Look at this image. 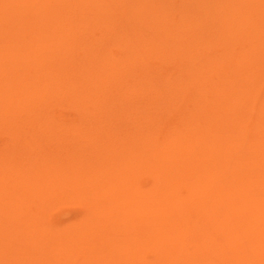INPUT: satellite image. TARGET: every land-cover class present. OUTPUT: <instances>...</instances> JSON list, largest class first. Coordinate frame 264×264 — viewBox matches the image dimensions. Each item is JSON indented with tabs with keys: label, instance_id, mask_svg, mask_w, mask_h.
<instances>
[{
	"label": "rangeland",
	"instance_id": "obj_1",
	"mask_svg": "<svg viewBox=\"0 0 264 264\" xmlns=\"http://www.w3.org/2000/svg\"><path fill=\"white\" fill-rule=\"evenodd\" d=\"M33 1L38 3V5H36V3ZM44 1L0 0V12L2 11V13H0V37H4V39L0 38V58L8 57L9 60V62L5 65L3 63H0V87L5 86L3 88H0V92L4 89L3 92L0 93V103L2 104L0 105V108H4L3 110L0 109V119L2 117L1 112H3L4 117H2V120H0V153L2 152V154H0V174H9V176L7 175L8 179L0 177L2 181L1 184L3 185H1L2 188L1 186L0 188L3 189L4 192H6L5 190L9 191L4 194V192H1L3 190H0V198L2 196V193L5 195L4 197L2 196L3 200H5V197L7 200L8 196H10V199L8 198V202L5 203V207L7 206L5 208V211L7 213L11 212L14 215V212L16 213V210L18 209H27L23 214L27 215L26 212L29 210L31 221L30 222L28 220V217L24 219L26 216H23L21 213L20 214L22 216L19 214L17 215V217L19 216L20 220H23L25 222H21L18 219L19 217L17 218L16 216H13V218L16 217L19 220V223L21 222L23 224H19L17 220V223L13 225L15 220L13 221V219H11V224H13L10 227L9 224L8 226H6L7 223H3L4 221L2 220V224H5V226L3 225V227L2 224H0L2 226H0L2 228L0 229V232L2 231V233L0 234V264H98V257L101 256L100 254L102 251L104 253V256H106L104 257L102 255L103 257L99 258L100 260L101 258L104 259L99 264H159L163 261L166 264H177L175 262H178V264H212V262L213 264H264V0H142V2L144 1V4L140 2L141 0H137L138 3L137 1L135 2L136 6H133L134 3L132 4L130 0H125L124 2L122 0V2L120 0H106L107 3L104 2L105 0H103L102 3L100 2L99 4H97V7L92 4L93 1L87 0V4V2H85L86 0H83V2L81 1L80 3V0H68L67 3H69L71 12L66 11V9L65 11H63L64 8L61 7L64 5V3L67 5V3L65 2L66 0H58L59 2L57 0H54V2L52 0ZM69 1H73L71 3H74V5H71ZM26 2H30L28 5H31V8L34 9H31L30 6H27ZM43 2L47 6L44 5ZM56 2H58L59 4H56ZM77 2L79 4H77ZM89 2H92V5ZM139 2L141 5H143L140 7V10L138 9L137 12V5L140 6ZM8 6L10 7V9ZM72 6L75 8H73ZM81 6H85L84 9H82L83 7ZM14 7L16 8L14 9ZM43 8L44 10L48 9L47 11L56 8L57 11L56 9L52 10L55 11L54 13H52L54 18H51L49 16V20L48 15H51L52 11L49 14L46 10H42ZM59 8H62V11ZM40 9L42 10V12L44 11L45 14L41 13ZM80 9H82V12H80ZM85 9L90 11V14L94 12L96 16L89 15L88 12H86L87 15L84 16V13L86 11ZM224 9L225 11H223ZM14 10L18 12H15ZM58 10L60 11V14ZM19 11L21 12V14H23V16L26 15L24 17L25 19L22 17V15L19 16ZM97 11H99V13ZM141 11L145 13H142ZM33 12L36 14V16ZM56 12L60 15V20L58 19V15ZM132 13L136 14L134 16L136 20L133 19L134 17L132 18ZM37 15H39V17ZM40 15H42L43 17L41 16V18ZM45 15L47 17H45ZM79 15H81L82 17H80ZM12 16L13 19H11ZM61 16L64 17L62 18ZM74 16H78V18H75ZM61 18L62 21L64 19V23L61 22ZM185 18H187L188 20ZM40 19H42L43 21L41 22ZM182 19L184 21L180 22ZM44 20L49 23L45 24ZM17 21L19 24L17 23ZM52 21L55 22L53 23ZM58 21H60V23L62 24H66L64 25V27L63 25L60 26V23L58 24ZM69 23L74 25L71 26ZM17 24L22 27L18 29ZM49 24L52 26V28ZM189 24H191V26H189ZM79 25L84 26V28L80 27ZM36 26L39 31L43 26L42 28L44 30H41L46 31L47 33L42 32V34L41 32H37ZM45 26L46 28H44ZM54 27L57 29L58 27L60 28L58 30L56 29L57 31H55ZM62 27L67 30L63 29ZM61 29L64 31L62 32ZM76 29L77 33L75 31ZM78 30L81 32H79ZM71 32H73V34ZM78 32L84 33L85 36H81V34H79ZM135 32L138 35H136ZM27 34L30 37L27 36ZM44 34L46 35L44 36ZM49 34L53 36H50ZM61 34H63V37L61 36ZM70 34H72V37L70 36ZM41 35H43L44 37H42ZM47 35H49V38L51 40H56L51 43V40L49 38H46L48 37ZM34 36L36 37V39ZM117 36L118 38H116ZM51 37H54V39H52ZM8 38H10V40ZM44 39L47 40V43H50L52 45H50V47H53L54 43L55 46L59 45L58 48L54 46L57 49H55L57 52L54 50L55 52L52 55L53 48H50L49 46V51L47 52L48 47L47 44L44 43ZM70 39H73L74 41L78 40L79 42L77 41V44L81 45V48L78 49L77 47L79 45H77L76 42L72 40L71 41L74 43H71ZM126 40L129 41L131 46ZM64 41H68L69 43ZM123 42H127L128 44ZM119 43L120 45L122 44V46H120V48L122 47V50H116L117 48H119ZM35 44L36 47L34 48L33 46H35ZM39 44H42L43 46L45 45L44 50H47H45L44 52H47V55L43 53V50L41 51V48L43 47H39V50L41 51L40 54L42 56H33L32 53L36 55L38 46H40ZM73 44L75 45V47ZM126 45L128 51L126 50V48H124V46ZM61 46L63 48H61ZM68 47H73L74 50ZM182 48H186L187 51ZM37 53V55H39V52ZM67 53L68 55L71 54L73 57L68 56ZM107 53H110L109 55L112 57L115 54V57H113L114 59L111 57V60H109L110 57L109 55H107ZM96 54H102L104 55V58L103 56L101 57V55H99L101 57V60H99L100 62H97L96 59L99 56L97 57ZM14 55L16 57H13ZM57 55L62 56L60 60L59 56ZM9 56L11 58H9ZM49 56L50 58L52 56V58H48ZM118 56L120 57L119 59L121 61L118 59ZM17 57H21L20 60L23 59L22 62H19V59ZM32 57L36 58L34 59V61L38 58L40 59L46 57L45 59L49 60L48 63L50 67L47 66V68H45L46 70L44 69V67H46L48 63H45L44 61L46 60L43 59H41L43 61L39 59L37 60L38 62L35 61L37 64L41 61V67H38L39 64L35 65ZM57 57V61L53 59ZM74 57L75 59H73ZM196 57L197 59H195ZM69 61L73 62L70 63ZM88 61H90V65L94 61L96 66L95 64H92L93 66H88ZM116 61L121 65L116 64ZM16 62L18 63V66ZM23 62H26L25 64L29 65L26 67ZM56 62H58L57 64H55L57 65L56 68L58 67L59 69H57L60 70L58 72L55 67L53 68V66H51ZM10 63H12L13 65ZM30 63L36 66H34L35 71L33 67H30ZM50 63L52 64L50 65ZM20 64H22L23 67H19ZM84 65H86V67L88 66L91 68H95L93 71L98 72H95L96 78L92 77L93 79H86L85 76L87 75V73L85 71L86 68H84ZM25 67L27 69L29 67V71L24 69ZM31 68L32 70H30ZM38 68H41V70ZM116 68L117 71L115 70ZM187 69H189L190 71H188ZM23 70H25L27 74L25 72H22ZM10 71H14L16 73L18 72V74H21L22 72L21 77L20 75L15 76L20 78L18 79L21 81V83L24 80V88L32 92L27 90L24 91V88H21L23 87L21 86L23 84L22 83L21 85L18 84V86L22 91H24V93H16L17 90L15 91V89H19V87L14 86L17 85V82L19 80L17 79L18 81H16V78L14 80L15 76H13V74L16 73H11ZM48 72H50V76L46 75L48 74ZM83 72L85 74H83ZM3 73H7L6 75L4 74L5 76H3L6 77L7 80H2L1 75ZM71 73L72 76L68 79L67 77L68 75H71ZM40 74L45 75L43 76ZM46 76H48L49 78H46ZM222 76L224 78L226 77V80ZM41 77H45V79H42ZM80 77L82 80L80 79ZM247 77L250 78L251 82L248 81L249 79ZM70 79H75V81H78L77 79H80V82L74 84L73 87L68 83L70 82ZM13 80L15 82H13ZM33 80L34 82H36L34 83ZM45 80L47 84L45 83ZM170 81H172L173 83L175 82V84H172V82ZM169 82L172 84V86L171 84H168ZM44 83L46 86L48 85L46 89H44ZM177 84L179 86L178 91H180V95L173 96L175 90H177V86H175ZM26 85L28 86V88ZM168 85L173 88L172 94L170 93L171 89ZM228 85L230 86V88ZM30 87L31 89H29ZM33 87L36 90L34 92V98ZM70 87L74 90V92L70 90ZM76 88L79 90L77 91ZM21 90H18V92H21ZM6 92H9V94ZM12 92L18 94L20 98L17 97L16 99L18 100H16L15 95H13L14 93ZM168 93L171 95H169ZM42 94L44 95L42 96ZM6 95L10 96L6 97ZM70 95H72V97ZM21 96H23L24 98H21ZM47 96L49 97L47 98ZM30 97H32V99H29ZM44 97L46 100L44 99L43 101L42 99ZM81 97L83 103L82 101H79L80 103L78 102V99L80 100ZM26 99L32 101L30 102ZM186 99H188V102ZM6 100L9 101L10 105ZM38 101H42L41 103L44 102V106L43 104L41 105V103L39 105ZM4 102L6 104L5 106ZM22 102L23 104H20ZM185 102L188 105H186ZM46 105L48 106L47 109L45 108ZM83 106L84 108H82ZM16 107L18 108V111ZM28 108L30 109L28 110ZM187 108L189 109L187 110ZM201 108L204 112H202ZM45 109L46 111L44 112ZM191 111L193 112V114ZM83 112H85L86 114ZM82 113L85 115H83ZM21 117H23V120L21 119ZM188 118L191 119V121ZM175 120H177L178 122ZM183 122L185 123V125L187 124V122L192 123L186 125V127L184 126L185 128H187L186 131L184 130V127H181L184 125ZM189 125H192L190 126V128L193 127V130L188 128ZM180 127L183 129L181 130L183 132V135L181 134L182 132H179V130L181 129ZM214 128H216V130ZM175 130H178V132ZM188 130L191 131L188 132ZM167 131H169V134L167 133ZM193 131H196V134H194ZM147 132L149 133L151 138L156 139H152L153 142L155 141L154 145L150 140L152 142L150 143V147L148 144L149 140H147V138L150 139V137L148 136ZM173 132L180 133V135L174 133L173 137ZM143 134H145V137L142 136ZM197 134L199 136V139L197 138ZM172 138L174 139L172 140ZM144 139L146 140V142ZM163 139L165 142L163 141ZM177 140V143H173ZM99 141L100 143H98ZM143 141L145 145L141 143ZM168 141L170 142L169 144ZM161 143L162 145L160 147ZM165 144L166 146H164ZM205 147H209L211 153L208 152L209 150H206L209 148ZM141 148H143L145 151ZM128 149L131 151H129ZM146 149L149 151H146ZM202 149L204 152L200 151ZM125 154L126 157L124 156ZM190 154H192V157ZM202 154H205L204 157ZM154 155L156 157H153ZM196 155H198V157H196ZM206 155L208 156L206 157ZM164 156L166 157V159L163 158ZM184 157H186V160L184 159ZM194 157L196 159H194ZM155 160L161 162L157 163V161ZM155 162L157 163V165L155 164ZM191 162H193L195 166ZM188 167H191L192 169H189ZM207 167L208 169L206 171L208 172L205 171ZM10 168H12V170ZM17 168L19 169V171L16 170ZM1 169L4 171L8 169V171L4 172ZM175 169H177V171H175ZM247 169H249V171ZM37 170H39V172ZM54 170H56V173L54 172ZM94 170H96V174ZM98 170H100V172H98ZM44 171L47 175L44 174ZM52 171L56 175L58 174L57 176L60 177H57ZM155 172L157 173L155 174ZM170 172L172 173L170 174ZM24 173L27 175L25 176ZM52 173L55 177H57L56 179L64 178V180H58L61 181L63 186H57L58 184L54 183L56 179H52ZM68 174L71 177H75L77 179V185H75V182L72 181L71 183L70 180H67L68 178L66 179L67 181L65 180L66 177H69L67 176ZM174 174L177 176H174ZM195 174H197V177L195 176ZM20 175L25 176L26 178H21L22 176ZM43 175L45 177H43ZM108 175L110 177H108ZM10 176L12 178H10ZM81 176H85L83 177V181L81 179ZM13 177L14 180L17 178L20 181H18L17 184H14L16 181L12 180ZM35 178L37 180H35ZM47 178L49 179V181ZM9 179L10 181H8ZM25 179L27 181V184H24L23 187ZM3 181H5V184H3ZM30 181H32L34 184ZM43 181H45L47 184ZM9 182L14 183H10L9 189H6L5 187L9 186ZM40 182L43 183L41 184ZM29 183H31V185H29ZM51 183L52 186L54 185V188L51 185L49 188L48 184ZM96 183L98 184L96 185ZM196 183L198 185H196ZM13 184L14 186H11ZM44 184H46L48 187L44 189L42 188V190H44L43 192L40 187H43ZM25 186L28 187L26 188ZM93 187H95L94 191L97 192V194L98 192H100V195L105 196L104 198H102L101 196L102 202L100 197L96 198L97 200L93 201L92 198L95 199L94 196L96 195L93 192H90ZM97 187H99L100 189H97ZM192 187L193 189H195H191ZM204 189L205 191H203ZM13 190H15V192H13ZM38 190H40L41 192H38ZM46 190H49V192H51L52 190L53 193L51 192V194H45ZM157 190L159 193L157 192ZM8 193H12L13 195L9 194L8 196H6ZM43 193L45 194V196H47L45 197L46 199L44 198L45 201L42 197L44 196ZM100 195L98 194V196ZM39 196L40 198L38 199L37 197ZM258 196L260 197L257 198ZM20 197L25 199H22ZM20 199H22V201H25H20V203H18ZM82 199H85L84 201H88L91 204H85L84 206V202ZM10 200H12L11 203ZM40 201H44V205H46L44 206ZM80 201H82V203ZM7 203H9L10 206L7 205ZM21 203L22 207L20 206ZM25 203H27L26 206L29 207L25 208ZM151 203L153 205H151ZM106 204L108 205L105 207ZM8 206L12 207L13 209L11 208L9 211ZM204 206L205 209L207 208L206 212L205 209L202 210V207ZM38 207L40 208V210ZM151 209H153V212L151 211ZM19 212L20 211L18 210V213ZM39 212H42L43 214ZM94 212L96 213V215ZM107 212L109 213L107 214ZM156 212L158 214H156ZM11 213H8L9 216L5 217L6 219L8 218L7 220L5 219L6 221H8L12 217ZM33 215L34 217H31ZM38 217L41 218L38 219ZM34 218H36L35 220H33L35 222H38L40 220L39 223H37L39 227L32 222V219ZM106 218L108 220L110 219L111 222ZM214 218L216 220H214ZM28 222L31 223V226ZM88 222L91 225H89ZM8 223H10V220L8 221ZM132 224L135 225L134 229L130 227ZM151 224L153 225L152 228L156 233H152L153 229L150 228ZM15 226H18L16 227V230L13 229L15 228ZM7 227H9L8 229H12L14 232L16 231V236L13 234V231L8 234ZM146 227L148 229H146ZM156 228L157 231H155ZM136 229H138L139 231H137ZM75 230L76 232H73ZM147 230H149V232H147ZM55 231L56 234L64 231L62 232V234L66 232V234L68 233L69 235H67V237L64 239V242H59L57 238H55V240L53 238L51 239V235ZM136 231L137 234L140 233L139 235L144 234L140 236L143 239L141 240L143 247L141 246V249H139V246L138 248V258L133 255V250L131 253L127 252V249L130 247H135V251L137 250L138 246H135L137 243H134V241H136L134 239H137ZM5 232H7V237L5 236ZM28 232H30L35 237H39H36L37 239L35 240V237L31 239V237L28 236ZM145 232L147 233L145 234ZM113 233H115L116 235ZM3 234L7 239L3 238ZM156 234L160 236L158 238L159 240L157 239L158 236ZM23 235L26 236V238H28L29 240L31 239V242L26 241ZM139 235L138 239L140 238ZM148 235L151 236L149 237ZM127 237H129V239ZM2 238L4 240L3 244H6L4 242L8 241V246L13 247L9 249L7 246V249H4V245H1ZM39 238L41 239V242L43 240V242L45 243L44 244L42 242L43 246L41 245ZM125 238L126 240H129V242L127 240V244L125 243ZM130 238L133 239L132 242V239ZM167 238L171 241H169ZM9 240H11V242ZM70 240L72 242H70ZM120 240H122V242ZM166 240L170 242L168 244L172 247H166L168 245L166 244ZM112 241L114 242V244ZM143 241L146 243L145 245ZM157 241H160V245L164 244V246L166 247L163 249L160 246L163 249V254L166 253V255H161L162 251L159 250L161 248L158 246ZM26 242H28L27 245H25ZM34 242L40 244L36 245L37 243L34 244ZM67 242L70 243L68 244V248L73 250L70 251L71 253H69V251L66 249L70 257H68V255H65V252L67 251L64 249V247L66 246ZM155 242L157 245L155 244ZM14 243L15 245H13ZM23 243L25 246H27L26 248H21V244ZM58 243L60 244L58 245ZM63 243H66L64 247L62 246ZM74 243L78 244L75 245ZM139 244L140 242H138V245ZM17 245H19L20 247L18 248ZM118 245H120V247ZM16 246L19 250L24 248L27 249L28 247L29 250H26V253H22L21 251H24L25 249L19 252ZM33 246H37V248ZM14 247L18 251L16 252L15 250V254L12 253ZM30 247L34 251L31 250ZM47 247H49V249L53 251L56 248L57 249L54 252H50V250L48 249L49 251L47 252V254L45 252ZM122 247L123 253H121ZM116 248H119L121 251ZM36 249L37 251H35ZM108 249L110 250L109 253L107 252ZM114 249H116V251ZM155 249L157 250V252L155 251ZM166 249L169 250L164 252V250ZM173 249L177 250L173 251ZM60 250L64 253L60 254ZM29 251L31 254L29 253ZM154 251L160 256L159 261H156L158 260V255L154 254ZM167 252H169V254L171 255L167 254ZM212 252L214 253V255ZM251 252L253 255L251 254ZM19 253H21L22 256H20ZM32 253L33 256L31 257ZM53 253L55 255L58 254L59 256L57 257V255L55 256ZM135 254H137V252H135ZM61 255L63 257L65 255V257L63 258ZM19 256L22 258H20ZM216 256L217 259L215 258ZM66 257H68L69 259ZM110 257L111 259H109ZM1 258L2 260H5L2 261ZM57 258H60V260ZM14 259H17V261ZM53 259H55V261ZM105 259L110 260L109 263L108 261L106 262Z\"/></svg>",
	"mask_w": 264,
	"mask_h": 264
},
{
	"label": "bare ground",
	"instance_id": "obj_2",
	"mask_svg": "<svg viewBox=\"0 0 264 264\" xmlns=\"http://www.w3.org/2000/svg\"><path fill=\"white\" fill-rule=\"evenodd\" d=\"M30 1H31V0H30ZM40 1H44V0H40ZM52 1L54 2V0H52ZM52 1H51V2H52ZM57 1H58V0H57ZM67 1H68V0H66L65 2L67 3ZM76 1H77V0H76ZM81 1L83 2V0H80L79 3H80ZM88 1H93V3H92V2H91V3L94 4L95 7H97V4H99L100 2L102 3L103 0H88ZM107 1H108V0H107ZM111 1H112V0H111ZM120 1H121V0H120ZM122 1L124 2L125 0H122ZM122 1H121V2H122ZM136 1H137V0H130V2H131L132 4L134 3L133 6H136V5H135V2H136ZM139 1H140V0H139ZM210 1H211V0H210ZM213 1H214V0H213ZM213 1H212V2H213ZM215 1H216V0H215ZM234 1H236V0H234ZM238 1H239V0H238ZM14 2H15V1H14ZM19 2H20V1H19ZM33 2H35V1H33ZM44 2H45V1H44ZM44 2H43V3H44ZM48 2H49V1H48ZM58 2H59V1H58ZM58 2H56V4H57ZM69 2H70V1H69ZM71 2H73V1H71ZM71 2H70V3H71ZM85 2H87V0H86ZM104 2H106V0H105ZM140 2L143 3L144 1L142 2V0H141ZM140 2H139V4H140ZM157 2H158V1H157ZM0 3H1V2H0ZM20 3H21V2H20ZM26 3H27V6H30V8H31V5H28L30 2H29V3L26 2ZM35 3H36V2H35ZM61 3H62V2H61ZM61 3H60V4H61ZM79 3L77 2V4H79ZM89 3H90V2H89ZM91 3H90V4H91ZM106 3H107V2H106ZM106 3H105V5H106ZM137 3H138V1H137ZM199 3H201V2H199ZM202 3H203V1H202ZM23 4H24V3H23ZM40 4H41V3H40ZM58 4H59V3H58ZM72 4L74 5V3H71V5H72ZM75 4H76V3H75ZM87 4H88V2H87ZM92 4H91V5H92ZM110 4H111V3H110ZM143 4H144V3H143ZM143 4H142V5H143ZM216 4H217V3H216ZM216 4H215V5H216ZM241 4H242V3H241ZM32 5H33V4H32ZM36 5H38V3H36ZM44 5H46V4L44 3ZM52 5H53V4H52ZM83 5H85V4H83ZM91 5H87V6H91ZM111 5H112V4H111ZM142 5H141V4H140V6L137 5V6H138V8H137V12H138V9L140 10V7H141ZM212 5H213V4H212ZM232 5H233V4H232ZM20 6H22V5H20ZM27 6H26V7H27ZM40 6H41V5H40ZM46 6H47V5H46ZM55 6H56V5H55ZM75 6H76V5H75ZM103 6H104V5H103ZM131 6H132V5H131ZM8 7H9V6H8ZM11 7H13V6H11ZM17 7H18V6H17ZM61 7L64 8L63 11H65V9H66V11L71 12V11H70V7H69V3H67V5L64 3V5L61 6ZM72 7H73V6H72ZM81 7H83L82 9H84L85 6H81ZM81 7H79V8H81ZM92 7H94V6H92ZM92 7H89V8H92ZM99 7H100V6H99ZM117 7H118V5H117ZM195 7H197V6H195ZM218 7H219V6H218ZM229 7H230V5H229ZM237 7H238V6H237ZM15 8H16V7H14V9H15ZM36 8H37V7H36ZM41 8H42V7H41ZM44 8H45V7H44ZM44 8H43L42 10H44ZM62 8H59V9L62 11ZM73 8H75V7H73ZM104 8H105V6H104ZM107 8H108V7H107ZM133 8H134V7H133ZM151 8H152V7H151ZM174 8H175V7H174ZM186 8H187V6H186ZM240 8H242V7H240ZM244 8H245V7H244ZM1 9H2V8H1ZM9 9H10V7H9ZM11 9H12V8H11ZM19 9H20V8H19ZM31 9H34V8H31ZM49 9H50V8H49ZM55 9H56V8H53L52 10H55ZM71 9H72V8H71ZM82 9H80L81 11H80V10H79V11L82 12ZM105 9H106V8H105ZM128 9H129V8H128ZM143 9H144V8H143ZM148 9H149V8H148ZM160 9H161V8H160ZM215 9H216V8H215ZM219 9H220V8H219ZM234 9H235V8H234ZM7 10H8V9H7ZM21 10H22V8H21ZM27 10H28V9H27ZM40 10H41V9H40ZM42 10H41V13L45 14L44 11H45V10L47 11L48 9H45L43 12H42ZM52 10L47 11V12L50 14V12H51ZM85 10H86V9H85ZM85 10H84V11H85ZM89 10H91V9H89ZM96 10H97V9H96ZM96 10H95V12H96ZM133 10H134V9H133ZM135 10H136V8H135ZM141 10H142V8H141ZM145 10H146V9H145ZM158 10H159V9H158ZM161 10H162V9H161ZM172 10H173V9H172ZM236 10H237V9H236ZM10 11H12V10H10ZM14 11H15V10H14ZM25 11H26V10H25ZM25 11H24V14H25ZM56 11H57V9H56ZM58 11H59V10H58ZM93 11H94V10H93ZM130 11H131V10H130ZM143 11H144V10H143ZM164 11H165V10H164ZM213 11H214V10H213ZM223 11H225V9H224ZM232 11H233V10H232ZM15 12H18V11H15ZM31 12H32V11H31ZM37 12H38V11H37ZM54 12H55V11H52V12H51V15H48V19H49V16H50L51 18H54L53 14H52V13H54ZM86 12H88L89 15H92V16L94 15V16H96L94 12H92V14H90V11H88V10L85 11V13H84L85 15H84V16L87 15ZM97 12L99 13V11H97ZM101 12H103V11H101ZM101 12H100V14H101ZM128 12H129V11H128ZM135 12H136V11H135ZM141 12H142V11H141ZM165 12H166V11H165ZM178 12H179V11H178ZM215 12H216V11H215ZM237 12H238V11H237ZM0 13H2V11H1ZM19 13H20L19 16L22 15L23 18L26 16V15L23 16V14H21L20 11H19ZM29 13H30V12H29ZM33 13H34V12H33ZM56 13H57V12H56ZM56 13H55V14H56ZM63 13H64V12H63ZM98 13H97V14H98ZM104 13H105V11H104ZM142 13H145V12H142ZM146 13H147V12H146ZM183 13H184V12H183ZM225 13H226V12H225ZM230 13H231V11H230ZM34 14H35V13H34ZM43 14H42V15H43ZM55 14H54V15H55ZM59 14H60V11H59ZM59 14L57 13V15H58V19H59V16H60ZM61 14H62V13H61ZM123 14H124V13H123ZM132 14H133V15H132V18H133L136 14H134V13H132ZM181 14H182V13H181ZM195 14H196V13H195ZM227 14H228V13H227ZM242 14H243V13H242ZM42 15H40V17H41ZM57 15H56V16H57ZM67 15H68V14H67ZM82 15H83V14H82ZM102 15H103V13H102ZM106 15H107V14H106ZM138 15H139V14H138ZM138 15H137V16H138ZM208 15H209V14H208ZM214 15H215V14H214ZM237 15H238V14H237ZM13 16H14V15H13ZM13 16L11 17V19H13ZM15 16H16V15H15ZM35 16H36V14H35ZM37 16L39 17V15H37ZM52 16H53V17H52ZM79 16L82 17L81 15H79ZM146 16H147V15H146ZM146 16H145V18H146ZM151 16H152V15H151ZM209 16H210V15H209ZM16 17H17V16H16ZM42 17H43V16H42ZM42 17H41V18H42ZM45 17H47V16L45 15ZM45 17H44V18H45ZM61 17L63 18L64 16H61ZM74 17H75V18H78V16H74ZM142 17H143V16H142ZM179 17H180V16H179ZM206 17H207V16H206ZM225 17H226V16H225ZM228 17H229V16H228ZM44 18H43V19H44ZM62 18H61V22L64 21V19H63V21H62ZM68 18H69V17H68ZM71 18H72V17H71ZM75 18H74V19H75ZM137 18H140V17H137ZM149 18H150V17H149ZM14 19H15V18H14ZM24 19H25V18H24ZM65 19H66V18H65ZM128 19H129V18H128ZM133 19H135V17H134ZM183 19H184V18H183ZM183 19H182L180 22H183V21H184ZM185 19H187V18H185ZM212 19H213V18H212ZM8 20H9V19H8ZM8 20H5V21H8ZM22 20H23V19H22ZM38 20H39V19H38ZM49 20H50V19H49ZM51 20H52V19H51ZM54 20H55V19H54ZM59 20H60V19H59ZM135 20H136V19H135ZM135 20H134V21H135ZM140 20H141V19H140ZM160 20H161V19H160ZM187 20H188V19H187ZM187 20H186V21H187ZM189 20H190V19H189ZM0 21H1V20H0ZM18 21H19V20H18ZM18 21H17V23H18ZM20 21H21V20H20ZM35 21H36V18H35ZM40 21L42 22L43 20L40 19ZM47 21H48V20H47ZM66 21H67V20H66ZM26 22H27V21H26ZM44 22H45V24H46V23H49V22H46L45 20H44ZM52 22H53V21H52ZM54 22H55V21H54ZM54 22H53V23H54ZM131 22H132V21H131ZM146 22H147V21H146ZM216 22H217V21H216ZM37 23H38V22H37ZM50 23H51V21H50ZM56 23H57V22H56ZM59 23H60V21H58V24H59ZM63 23H64V22H63ZM80 23H81V22H80ZM192 23H193V22H192ZM224 23H225V22H224ZM10 24H11V23H10ZM18 24H19V23H18ZM18 24H17V25H18ZM30 24H31V23H30ZM65 24H66V23H65ZM65 24L60 23L59 25H60V26L63 25V27H64ZM69 24H70V23H69ZM78 24H79V23H78ZM160 24H161V23H160ZM181 24H182V23H181ZM4 25H5V24H4ZM15 25H16V24H15ZM24 25H25V23H24ZM26 25H27V24H26ZM49 25H50V24H49ZM55 25H56V24H55ZM70 25L72 26V25H74V24H70ZM70 25H69V26H70ZM76 25H77V24H76ZM81 25H82V24H81ZM173 25H174V24H173ZM175 25H177V24H175ZM187 25H188V24H187ZM2 26H3V25H2ZM43 26H44V25H43ZM43 26H42V27H43ZM50 26H51V25H50ZM79 26H80V25H79ZM189 26H191V24H189ZM3 27H4V26H3ZM5 27H6V26H5ZM20 27H22V26H19V25H18V29H19ZM42 27H41V29H43ZM63 27H62V28H63ZM65 27H66V26H65ZM67 27H68V26H67ZM80 27L84 28V26H80ZM155 27H156V26H155ZM159 27H160V26H159ZM220 27H221V26H220ZM231 27H232V26H231ZM15 28H17V27H15ZM26 28H27V27H26ZM44 28H46V26H45ZM51 28H52V26H51ZM54 28H55V27H54ZM59 28H60V27H58V29H59ZM72 28H73V27H72ZM132 28H133V27H132ZM141 28H142V27H141ZM182 28H183V27H182ZM213 28H214V27H213ZM8 29H9V28H8ZM13 29H14V28H13ZM13 29H12V30H13ZM36 29H37V32H41V33H42V32H43V33L46 32V31H43L44 29H43V30L40 29V31H39L38 28H37V26H36ZM36 29H35V30H36ZM56 29H57V28H55V31L58 30V29H57V30H56ZM63 29H65V28H63ZM77 29H78V28H77ZM77 29L75 30L76 33H77ZM80 29H81V28H80ZM179 29H180V28H179ZM185 29H186V28H185ZM3 30H4V29H3ZM61 30H62V29H61ZM65 30H67V29H65ZM132 30H134V29H132ZM135 30H138V29H135ZM216 30H217V29H216ZM15 31H17V30H15ZM19 31H20V30H19ZM25 31H26V30H25ZM51 31H52V30H51ZM63 31H64V30H62V32H63ZM69 31H70V28H69ZM78 31H79V30H78ZM144 31H145V30H144ZM151 31H152V30H151ZM157 31H158V30H157ZM188 31H189V30H188ZM195 31H196V30H195ZM4 32H5V31H4ZM59 32H60V31H59ZM65 32H66V31H65ZM79 32H81V31H79ZM79 32H78V33H79ZM140 32H141V31H140ZM154 32H155V31H154ZM16 33H17V32H16ZM28 33H29V32H28ZM35 33H36V32H35ZM43 33H42V34H43ZM46 33H47V32H46ZM49 33H50V32H49ZM54 33H55V32H54ZM71 33L73 34V32H71ZM76 33H75V34H76ZM85 33H86V32H85ZM113 33H114V32H113ZM133 33H134V31H133ZM178 33H179V32H178ZM17 34H18V33H17ZM17 34H16V35H17ZM22 34H23V33H22ZM24 34H25V33H24ZM33 34H34V33H33ZM37 34H38V33H37ZM51 34H52V33H51ZM66 34H67V33H66ZM72 34H70L71 37H72ZM79 34H81V36H85L84 33H79ZM83 34H84V35H83ZM116 34H117V33H116ZM135 34L138 35L136 32H135ZM135 34H134V35H135ZM140 34H141V33H140ZM140 34H139V36H140ZM4 35H5V34H4ZM7 35H8V34H7ZM7 35H6V36H7ZM18 35H19V34H18ZM20 35H21V34H20ZM39 35H40V34H39ZM45 35H46V34H44V36H45ZM49 35H50V34H49ZM49 35H47L48 37H46V38H49ZM62 35H63V34H61V36H62ZM68 35H69V32H68ZM197 35H198V34H197ZM27 36H29V35L27 34ZM36 36H38V35H36ZM41 36L44 37L43 35H41ZM50 36H53V35H50ZM55 36H56V35H55ZM57 36H58V35H57ZM120 36H121V35H120ZM154 36H155V35H154ZM192 36H193V35H192ZM8 37H10V36H8ZM23 37H24V36H23ZM29 37H30V36H29ZM34 37H35V36H34ZM42 37H41V38H42ZM62 37H63V36H62ZM64 37H65V36H64ZM66 37H69V36H66ZM71 37H70V38H71ZM135 37H136V36H135ZM141 37H142V35H141ZM190 37H191V36H190ZM0 38H3V39H4V37H0ZM37 38H38V37H37ZM51 38H52V37H51ZM114 38H115V37H114ZM114 38H113V39H114ZM116 38H118V36H117ZM6 39H7V38H6ZM8 39L10 40V38H8ZM18 39H19V37H18ZM35 39H36V37H35ZM49 39H50V38H49ZM52 39H54V37H53ZM57 39H58V38H57ZM63 39H64V38H63ZM139 39H140V38H139ZM190 39H191V38H190ZM0 40H1V39H0ZM32 40H33V39H32ZM44 40H45V39H44ZM50 40H51V39H50ZM55 40H56V39H55ZM55 40H51V43H52L53 41H55ZM71 40L74 41L73 39H70V41H71ZM75 40H76V39H75ZM121 40H122V39H121ZM214 40H215V39H214ZM45 41H46V42H45ZM45 41H44V43L47 44V47H48V46L50 47L51 44H50V43H47V40H45ZM48 41H49V40H48ZM68 41H69V40H68ZM68 41H64V42H68ZM72 41H71V43L76 42V44H77V41H78V40H76V41H74V42H72ZM126 41H127V40H126ZM153 41H154V40H153ZM182 41H183V40H182ZM230 41H231V40H230ZM1 42H2V41H1ZM18 42H19V41H18ZM29 42H30V41H29ZM33 42H34V41H33ZM42 42H43V39H42ZM64 42H62V43H64ZM78 42H79V41H78ZM127 42L129 43V41H127ZM127 42H123V43H127ZM179 42H180V40H179ZM183 42H184V41H183ZM256 42H257V41H256ZM26 43H27V42H26ZM31 43H32V42H31ZM31 43H30V44H31ZM34 43H35V42H34ZM68 43H69V42H68ZM128 43H127V44H128ZM131 43H132V42H131ZM185 43H186V42H185ZM10 44H11V42H10ZM36 44H37V42H36ZM36 44H35V46H33L34 48L36 47ZM241 44H242V43H241ZM8 45H9V44H8ZM39 45H40V46L37 45V46H38V51L35 49L37 52H39V55H37V54H38L37 52H36V55H35L34 53H32L33 56H35V57H36V56H42V55L40 54V52H41L42 50H43V53H45V54L49 51V47L47 48L48 50L45 49V50H47V52H44V51H45V50H44V46H45V45H44V46H43L42 44H39ZM53 45L55 46V43H54ZM61 45H62V44H61ZM73 45H74V44H73ZM77 45H79V44H77ZM77 45H76V47H77ZM94 45H96V44H94ZM118 45H119V48L116 47V48H117L116 50L122 48V47L120 48V46H122V44L120 45V43H119ZM129 45H130V43H129ZM208 45H209V44H208ZM1 46H3V45H1ZM51 46H52V45H51ZM54 46H53V47H50V48H53V52L51 51V52H52V55H53L54 52L57 50L55 47L58 48L59 45H58V46H55V47H54ZM64 46H65V44H64ZM69 46H70V45H69ZM71 46H72V45H71ZM80 46H81V45H79L77 48H78V49L81 48ZM130 46H131V45H130ZM182 46H183V45H182ZM187 46H188V45H187ZM189 46H190V45H189ZM10 47H11V46H10ZM33 47H32V49H33ZM39 47H43V48H41V51L39 50V49H40ZM74 47H75V45H74ZM126 47H127V45L124 46V48H126ZM152 47H153V46H152ZM61 48H63V47L61 46ZM65 48H66V47H65ZM65 48H64V49H65ZM68 48H71V47H68ZM77 48H76V49H77ZM124 48H123V49H124ZM187 48H188V47H187ZM197 48H198V47H197ZM197 48H196V49H197ZM3 49H4V48H3ZM14 49H15V48H14ZM18 49H19V48H18ZM29 49H30V48H29ZM55 49H56V50H55ZM66 49H67V48H66ZM71 49H73V47H72ZM87 49H88V48H87ZM182 49H185V50L187 51L186 48H182ZM15 50H16V49H15ZM15 50H14V51H15ZM54 50H55V51H54ZM73 50H74V49H73ZM114 50H115V49H114ZM121 50H122V49H121ZM126 50H127V48H126ZM132 50H133V49H132ZM154 50H155V49H154ZM191 50H192V49H191ZM20 51H21V50H20ZM66 51H67V50H66ZM89 51H90V50H89ZM127 51H128V50H127ZM186 51H185V52H186ZM1 52H2V51H1ZM33 52H35V51H33ZM56 52H57V51H56ZM73 52H74V51H73ZM124 52H125V50H124ZM43 53H42V54H43ZM161 53H162V52H161ZM187 53H188V52H187ZM197 53H198V51H197ZM22 54H23V53H22ZM25 54H26V53H25ZM32 54H30V55H32ZM109 54H110V53H109ZM109 54L107 53V55H109ZM142 54H143V53H142ZM156 54H157V53H156ZM12 55H13V54H12ZM12 55H11V56H12ZM46 55H47V54H46ZM48 55H49V54H48ZM67 55H68V53H67ZM90 55H91V53H90ZM96 55H97V54H96ZM99 55H101V57L103 56V58H104V55H102V54H98L97 57H98ZM107 55H106V56H107ZM112 55H113V54H112ZM114 55H115V54H114ZM114 55H113V57H115ZM117 55H118V54H117ZM119 55H121V54H119ZM135 55H136V54H135ZM26 56H27V55H26ZM44 56H45V55H44ZM57 56H59V60H60V58L62 57V56H60V55H57ZM68 56H72V55L70 54V55H68ZM106 56H105V57H106ZM198 56H199V55H198ZM13 57H16V56L14 55ZM29 57H30V56H29ZM72 57H73V56H72ZM75 57H76V56H75ZM75 57H74L73 59H75ZM93 57H94V56H93ZM95 57H96V56H95ZM101 57L99 56V57H98L99 59H98V58H97V59L95 58V59L97 60V62H98L99 60H101ZM107 57H108V56H107ZM107 57H106V58H107ZM109 57H110L109 60H111V57H112V56L109 55ZM113 57H112V58H113ZM9 58H11V57L9 56ZM17 58H18V57H17ZM20 58H21V57H20ZM20 58H18V59H19L18 61H19V62H20V61L22 62L23 59L20 60ZM32 58H33V57H32ZM45 58H46V57H45ZM45 58H40V59L38 58V59H39V60H41V59L46 60V61H44V62H45V63H46V62L48 63L49 60H47V59H45ZM48 58H50V56H49ZM51 58H52V56H51ZM51 58H50V59H51ZM66 58H67V57H66ZM66 58H65V59H66ZM89 58H90V57H89ZM119 58H120V57L118 56V59H119ZM121 58H122V57H121ZM34 59H36V58H33V61H34ZM38 59H37V60H38ZM53 59L56 60V59H58V57H57V58H53ZM76 59H77V58H76ZM85 59H86V58H85ZM87 59H88V58H87ZM113 59H114V58H113ZM122 59H123V58H122ZM193 59H194V58H193ZM195 59H197V57H196ZM12 60H13V59H12ZM37 60H35V61H37ZM43 60H41V61H43ZM54 60H51V61H54ZM88 60H89V59H88ZM91 60H92V59H91ZM96 60H95V61H96ZM116 60H117V59H116ZM119 60H120V59H119ZM125 60H126V59H125ZM191 60H192V59H191ZM255 60H256V59H255ZM257 60H258V59H257ZM13 61H14V60H13ZM27 61H28V60H27ZM27 61H26V62H27ZM35 61H34V64H35V65H38V64H39L38 67H41V66H40V65H41V61H40L38 64H37ZM56 61H57V60H56ZM86 61H87V60H86ZM117 61H118V60H117ZM117 61H116V64H120V63H117ZM120 61H121V60H120ZM200 61H201V59H200ZM8 62H9L8 57H6V58H4V57H3V58H0V63H3V64L5 65V64L8 63ZM26 62H25V63H26ZM37 62H38V61H37ZM44 62H43V63H44ZM63 62H64V61H63ZM69 62L71 63V62H73V61H69ZM76 62H77V61H76ZM93 62H94V61H93ZM93 62L91 63V65H92V64H93V65L95 64V62H94V63H93ZM99 62H100V61H99ZM112 62H113V61H112ZM114 62H115V61H114ZM143 62H144V61H143ZM193 62H194V61H193ZM262 62H263V61H262ZM25 63L23 62V64H25ZM31 63H32V62H31ZM31 63H30V64H31ZM57 63H58V62L54 63L53 65H51L52 63H50V65L53 66V68H54V67L56 68L57 65H55V64H57ZM88 63H89L88 66H91V65H90V61H88ZM110 63H111V62H110ZM10 64H12V63H10ZM16 64H17V66H18V63H17V62H16ZM63 64H64V63H63ZM73 64H75V63H73ZM86 64H87V63H86ZM98 64H99V63H98ZM111 64H112V63H111ZM191 64H192V63H191ZM260 64H261V62H260ZM12 65H13V64H12ZM25 65H26V64H25ZM25 65H24V66H25ZM28 65H29V64H28ZM28 65H26V67H27ZM31 65H33V64H31ZM31 65H30V67H33V68H34V71H35V67H36V66H35V65L31 66ZM60 65H61V62H60ZM93 65H92V66H93ZM120 65H121V64H120ZM192 65H193V64H192ZM194 65H195V64H194ZM257 65H258V64H257ZM20 66H22V64H20L19 67H20ZM34 66H35V67H34ZM47 66L50 67V66H49V63H48V65H46V67H44V69L47 68ZM84 66H85L84 68H86L85 71H86V73H87V75L85 76L86 79H90V78H92V77H95V78H96V74H95L96 71H93L95 68H94V67L91 68V67H88V66H87V67H88V68H87L86 65H84ZM95 66H96V64H95ZM114 66H115V65H114ZM114 66H112V67H114ZM245 66H246V65H245ZM1 67H2V65H1ZM22 67H23V66H22ZM26 67H25L24 69H26V70L29 71V67H28V69H27ZM200 67H201V66H200ZM51 68H52V67H51ZM57 68H58V67H57ZM57 68H56V69H57ZM121 68H122V67H121ZM121 68H120V69H121ZM188 68H189V67H188ZM214 68H215V67H214ZM38 69L41 70V68H38ZM38 69H37V70H38ZM44 69H43V70H44ZM58 69H59V68H58ZM58 69H57V72L60 71V70H58ZM60 69H61V68H60ZM108 69H109V68H108ZM112 69H114V68H112ZM6 70H7V67H6ZM14 70H15V69H14ZM30 70H32V68H31ZM45 70H46V69H45ZM45 70H44V71H45ZM61 70H62V69H61ZM64 70H65V68H64ZM77 70H78V69H77ZM115 70L117 71V68H116ZM187 70L190 71L189 69H187ZM204 70H205V68H204ZM44 71H43V72H44ZM54 71H55V70H54ZM72 71H73V70H72ZM78 71H79V70H78ZM85 71H84V72H85ZM98 71H99V70H98ZM182 71H183V70H182ZM196 71H197V70H196ZM10 72H11V71H10ZM10 72H9V73H10ZM13 72H14V71H13ZM13 72H11V73H13ZM20 72H21V71H20ZM22 72H25V73L27 74V72H26L25 70H23ZM22 72H21V74H22ZM73 72H74V71H73ZM84 72H83V74H85ZM203 72H204V71H203ZM213 72H214V71H213ZM238 72H239V71H238ZM14 73H16V72H14ZM28 73H29V72H28ZM35 73H36V72H35ZM53 73H54V72H53ZM68 73H69V72H68ZM68 73H67V74H68ZM96 73H98V72H96ZM101 73H102V72H101ZM205 73H206V72H205ZM4 74H5V73H3V74L1 75V76H2V80H4V79L7 80L6 77H3V76H5L7 73H6L5 75H4ZM21 74H18V72H17L16 74H13V76H15V75L19 76V75H20V77H21ZM58 74H59V73H58ZM58 74H57V75H58ZM73 74H74V73H73ZM245 74H246V73H245ZM40 75H43V74H40ZM44 75H45V74H44ZM44 75H43V76H44ZM46 75L50 76L51 74H50V72H48V74H46ZM81 75H82V74H81ZM100 75H101V74H100ZM213 75H214V74H213ZM247 75H248V74H247ZM24 76H25V74H24ZM24 76H22V77H24ZM31 76H32V75H31ZM48 76H46V78H47ZM53 76H54V75H53ZM71 76H72V73H71V75H68L67 78L69 79ZM83 76H84V75H83ZM196 76H197V75H196ZM207 76H208V75H207ZM99 77H100V76H99ZM99 77H98V78H99ZM203 77H204V75H203ZM222 77H223V76H222ZM8 78H9V77H8ZM15 78H16V81H18V80L20 79L19 77H16V76H15V77H14V80H15ZM18 78H19V79H18ZM38 78H39V77H38ZM41 78H42V77H41ZM48 78H49V77H48ZM55 78H56V77H55ZM197 78H198V77H197ZM197 78H196V79H197ZM223 78H224V77H223ZM225 78H226V77H225ZM225 78H224V79H225ZM245 78H246V77H245ZM247 78H248L249 80H248V79H246V80H248L249 82H251V81H250V78H249V77H247ZM9 79H11V78H9ZM17 79H18V80H17ZM24 79H25V78H24ZM26 79H27V78H26ZM39 79H40V78H39ZM42 79H45V77L42 78ZM57 79H59V78H57ZM80 79H81V77H80ZM80 79H77L78 81H75V79H74V80L70 79V82H68V83L70 84V86H73V87H74V84H76L77 82H80V81H79ZM84 79H85V78H84ZM92 79H93V78H92ZM166 79H167V78H166ZM166 79H165V80H166ZM187 79H188V77H187ZM196 79H195V80H196ZM201 79H202V78H201ZM227 79H228V78H227ZM254 79H255V77H254ZM11 80H12V79H11ZM11 80H10V81H11ZM14 80H13V82H15ZM21 80H22V79H21ZM55 80H56V79H55ZM81 80H82V79H81ZM168 80H169V78H168ZM170 80H171V79H170ZM177 80H178V79H177ZM198 80H199V79H198ZM225 80H226V79H225ZM261 80H262V79H261ZM19 81H20V80H19ZM19 81H18V82H19ZM23 81H24V80H23ZM23 81H22L23 84H22L21 81H20L19 83L17 82V85H15V86L12 85V86H14V87H19L18 84H20V85L22 84L21 86H23V85H24V82H23ZM42 81H43V80H42ZM42 81H41V82H42ZM49 81H50V79H49ZM68 81H69V80H68ZM184 81H185V80H184ZM189 81H190V78H189ZM2 82H4V81H2ZM26 82H27V81H26ZM29 82H30V81H29ZM33 82H34V80H33ZM33 82H32V83H33ZM35 82H36V81H35ZM35 82H34V83H35ZM52 82H54V81H52ZM92 82H93V81H92ZM170 82H172V81H170ZM170 82H169L168 84H171ZM227 82H228V81H227ZM6 83H7V82H6ZM45 83L47 84L46 80H45ZM45 83H44V85H45ZM83 83H84V82H83ZM89 83H90V82H89ZM164 83H165V82H164ZM164 83H163V84H164ZM177 83H178V82H177ZM207 83H208V82H207ZM4 84H5V83H4ZM14 84H16V83H14ZM37 84H38V83H37ZM92 84H93V83H92ZM172 84H175V82H174V83L172 82ZM172 84H171V86H172ZM221 84H222V83H221ZM227 84H228V83H227ZM0 85H1V84H0ZM2 85H3V84H2ZM5 85H6V84H5ZM33 85H34V84H33ZM57 85H58V83H57ZM60 85H61V84H60ZM179 85H180V84H179ZM193 85H194V84H193ZM211 85H212V84H211ZM224 85H225V84H224ZM10 86H11V85H10ZM26 86H27V85H26ZM39 86H40V84H39ZM47 86H48V85H47ZM47 86L45 85V88H44V89H46ZM61 86H62V85H61ZM168 86H169V88L171 89V90H170V91H171L170 93L172 94V89H173V88H171L170 85H168ZM175 86H177V90L174 89V90H175V93H178V94H175V93H174L175 95L173 94V96H178V95H180V93H179L180 91H178V90H179V89H178L179 86H178V84L175 85ZM175 86H173V87H175ZM228 86H229V85H228ZM3 87H5V86H3ZM3 87L1 86L0 88H3ZM6 87H8V86H6ZM37 87H38V86H37ZM239 87H240V86H239ZM12 88H13V87H12ZM21 88H24V86L21 87ZM21 88H20V87H19V89L16 88V89H15V91L17 90L16 93L20 94V93H22V92L24 93V91H26V90H27V91H30V90H28V89H26V88H24V89H23L24 91H22ZM27 88H28V86H27ZM33 88H34V87H33ZM42 88H43V87H42ZM52 88H53V87H52ZM68 88H69V87H68ZM77 88H78V87H77ZM77 88H76V89H77ZM82 88H83V87H82ZM88 88H89V87H88ZM193 88H194V87H193ZM229 88H230V86H229ZM247 88H248V87H247ZM29 89H31V87H30ZM47 89H48V88H47ZM91 89H92V88H91ZM162 89H163V87H162ZM167 89H168V87H167ZM253 89H254V87H253ZM1 90H2V89H1ZM3 90H4V89H3ZM3 90H2L0 93H2ZM8 90H9V88H8ZM13 90H14V89H13ZM18 90H21V92H18ZM32 90H33V89H32ZM37 90H38V89H37ZM67 90H68V89H67ZM70 90H72V91L74 92V90H73L71 87H70ZM78 90H79V89H77V91H78ZM164 90H165V89H164ZM192 90H193V89H192ZM231 90H232V89H231ZM233 90H234V89H233ZM6 91H7V90H6ZM15 91H14V92H15ZM35 91H36V90H35V88H34V91H33V98H34V92H35ZM39 91H40V89H39ZM44 91H45V90H44ZM165 91H166V90H165ZM168 91H169V89H168ZM177 91H178V92H177ZM14 92H12V93H14ZM30 92H32V91H30ZM68 92H71V91H68ZM68 92H67V93H68ZM90 92H91V91H90ZM166 92H167V91H166ZM173 92H174V91H173ZM222 92H223V91H222ZM6 93L9 94V92H6ZM16 93L13 94V95H15V99H16L17 97H19L18 94H16ZM27 93H29V92H27ZM38 93H39V92H38ZM254 93H255V92H254ZM259 93H260V92H259ZM31 94H32V93H31ZM31 94H30V95H31ZM35 94H36V93H35ZM73 94H74V93H73ZM76 94H77V93H76ZM81 94H82V93H81ZM168 94H169V93H168ZM171 94H169V95H171ZM240 94H241V93H240ZM261 94H262V93H261ZM261 94H260V96H261ZM2 95H3V94H2ZM11 95H12V94H11ZM22 95H23V94H22ZM24 95H26V94H24ZM27 95H28V94H27ZM43 95H44V94H42V96H43ZM50 95H51V94H50ZM50 95H49V96H50ZM65 95H66V94H65ZM67 95H68V94H67ZM262 95H263V94H262ZM0 96H1V94H0ZM3 96H4V95H3ZM8 96H10V95H6V97H8ZM31 96H32V95H31ZM49 96H47V98H48ZM51 96H52V95H51ZM54 96H55V95H54ZM68 96H69V95H68ZM70 96L72 97V95H70ZM75 96H76V95H75ZM77 96H79V95H77ZM238 96H239V95H238ZM238 96H237V97H238ZM4 97H5V96H4ZM22 97H23V96H21V98H22ZM28 97H29V96H28ZM36 97H37V96H36ZM84 97H85V96H84ZM90 97H91V96H90ZM0 98H1V97H0ZM10 98H11V97H10ZM19 98H20V97H19ZM23 98H24V97H23ZM186 98H187V97H186ZM258 98H259V97H258ZM263 98H264V97H263ZM15 99H14V101H15ZM29 99H32V97H30ZM35 99H36V98H35ZM40 99H42V98H40ZM40 99H39V101H40ZM44 99H45V97H44L42 100L44 101ZM50 99H51V97H50ZM72 99H73V98H72ZM84 99H85V98H84ZM175 99H176V98H175ZM16 100H18V99H16ZM26 100H28V99H26ZM45 100H46V99H45ZM186 100H187V102H188V99H186ZM192 100H193V99H192ZM195 100H196V99H195ZM256 100H257V99H256ZM3 101H4V99H3ZM6 101H7V100H6ZM10 101H11V100H10ZM28 101H30V100H28ZM28 101H27V103H28ZM31 101H32V100H31ZM31 101H30V102H31ZM39 101H38V102H39ZM48 101H49V100H48ZM75 101H77V100H75ZM79 101H82V103H83L82 97L80 98V100L78 99V102H79ZM184 101H185V100H184ZM189 101H190V99H189ZM199 101H200V100H199ZM7 102L9 103V101H7ZM41 102H42V101H41ZM41 102H39V105H40ZM90 102H91V101H90ZM191 102H192V101H191ZM8 103H7V104H8ZM43 103H44V102H43ZM43 103H41V105H42ZM79 103H80V102H79ZM82 103H81V104H82ZM174 103H175V101H174ZM192 103H193V102H192ZM197 103H198V102H197ZM20 104H23V102L20 103ZM44 104H45V103H44ZM44 104H43V106H44ZM47 104H48V102H47ZM169 104H170V103H169ZM172 104H173V102H172ZM182 104H183V103H182ZM185 104H186V102H185ZM194 104H195V103H194ZM199 104H200V103H199ZM211 104H212V103H211ZM0 105H2V104L0 103ZM5 105H6V104H5V102H4V106H5ZM9 105H10V103H9ZM17 105H19V104H17ZM17 105H16V106H17ZM28 105H29V104H28ZM37 105H38V104H37ZM186 105H188V104H186ZM200 105H201V104H200ZM200 105H199V106H200ZM26 106H27V105H26ZM78 106H80V105H78ZM201 106H202V105H201ZM7 107H8V106H7ZM17 107H18V106H17ZM17 107H16V108H17ZM33 107H34V106H33ZM35 107H36V106H35ZM86 107H87V106H86ZM186 107H187V106H186ZM2 108H3V107H2ZM21 108H22V106H21ZM31 108H32V107H31ZM45 108L47 109L48 106L46 105ZM82 108H84V106H83ZM82 108H81V109H82ZM210 108H211V107H210ZM0 109H1V108H0ZM3 109H4V108H3ZM3 109H1V110H3ZM5 109H6V107H5ZM19 109H20V108H19ZM29 109H30V108H28V110H29ZM32 109H33V108H32ZM46 109L44 110V112L46 111ZM188 109H189V108H187V110H188ZM191 109H192V108H191ZM10 110H11V109H10ZM21 110H23V109H21ZM187 110H186V111H187ZM195 110H196V109H195ZM201 110H202V108H201ZM207 110H208V109H207ZM4 111H5V110H4ZM7 111H8V110H7ZM17 111H18V108H17ZM77 111H78V110H77ZM20 112H22V111H20ZM86 112H87V111H86ZM189 112H190V111H189ZM189 112H188V113H189ZM191 112H192V111H191ZM197 112H198V111H197ZM197 112H196V113H197ZM202 112H204V111L202 110ZM1 113H2V117H3V112H1ZM11 113H12V112H11ZM30 113H31V112H30ZM35 113H36V112H35ZM48 113H49V112H48ZM83 113H85V112H83ZM83 113H82V114H83ZM88 113H89V112H88ZM88 113H87V115H88ZM32 114H33V113H32ZM85 114H86V113H85ZM85 114H83V115H85ZM192 114H193V112H192ZM5 115H6V114H5ZM87 115H86V116H87ZM185 115H186V114H185ZM198 115H200V114H198ZM0 116H1V115H0ZM86 116H85V117H86ZM196 116H197V115H196ZM2 117H1L0 120H2V119L4 118V117H3V118H2ZM183 117H185V116H183ZM188 117H189V116H188ZM191 117H192V116H191ZM208 117H209V116H208ZM22 118H23V117H21V119H22ZM43 118H44V117H43ZM186 118H187V117H186ZM196 118H197V117H196ZM261 118H262V117H261ZM36 119H37V118H36ZM183 119H184V118H183ZM188 119H189V118H188ZM188 119H187V120H188ZM200 119H201V118H200ZM228 119H229V118H228ZM262 119H263V118H262ZM22 120H23V119H22ZM189 120L191 121V119H189ZM9 121H10V120H9ZM43 121H44V120H43ZM175 121H177V120H175ZM182 121H184V120H182ZM182 121H181V122H182ZM194 121H195V120H194ZM262 121H263V120H262ZM14 122H16V121H14ZM46 122H47V121H46ZM48 122H49V121H48ZM177 122H178V121H177ZM181 122H180V123H181ZM195 122H196V121H195ZM226 122H227V121H226ZM42 123H43V122H42ZM44 123H45V122H44ZM232 123H233V122H232ZM234 123H235V122H234ZM16 124H17V123H16ZM46 124H47V123H46ZM183 124H184V125L181 126V127H184V126L186 127V125H188V124H192V123H188V122H187V124L185 125V123L183 122ZM228 124H229V123H228ZM235 124H236V123H235ZM181 125H182V124H181ZM193 125H194V124H193ZM231 125H233V124H231ZM236 125H237V124H236ZM242 125H243V124H242ZM261 125H263V124H261ZM190 126H192V125H189L188 128H190ZM195 126H196V125H195ZM195 126H194V127H195ZM199 126H200V125H199ZM150 127H151V126H150ZM181 127H180V128H181ZM185 127H184V130L186 131L187 128H185ZM228 127H229V126H228ZM18 128H19V127H18ZM148 128H149V127H148ZM152 128H153V126H152ZM155 128H156V127H155ZM172 128H173V127H172ZM174 128H175V126H174ZM174 128H173V129H174ZM19 129H20V128H19ZM158 129H159V128H158ZM158 129H157V130H158ZM190 129L193 130V127L190 128ZM214 129L216 130V128H214ZM149 130H150V128H149ZM149 130H148V132H149ZM181 130H183V129L181 128V129L179 130L180 133L182 132ZM191 130H188V132L191 131ZM195 130H196V129H195ZM228 130H229V129H228ZM254 130H255V129H254ZM150 131H151V130H150ZM155 131H156V130H155ZM175 131L178 132V130H175ZM148 132H147V133H148ZM151 132H152V131H151ZM151 132H150V133H151ZM168 132H169V131H167V133H168ZM188 132H187V133H188ZM193 132H194V131H193ZM195 132H196V131H195ZM195 132H194V134H196ZM257 132H258V131H257ZM10 133H11V132H10ZM161 133H162V132H161ZM174 133H175V132H173V137H174ZM180 133H175V134L180 135ZM198 133H200V132H198ZM168 134H169V133H168ZM168 134H167V135H168ZM181 134L183 135V132H182ZM194 134H193V136H194ZM11 135H12V134H11ZM136 135H137V134H136ZM144 135H145V134H143L142 136H144ZM146 135H147V134H146ZM184 135H185V134H184ZM263 135H264V134H263ZM89 136H90V135H89ZM94 136H95V135H94ZM134 136H135V135H134ZM134 136H133V137H134ZM148 136L150 137V139L147 138V140H149V143H148V144H149V147H150V145H151L150 143L153 142L152 139H155V138H151V136L149 135V133H148ZM170 136H171V135H170ZM175 136H177V135H175ZM99 137H100V135H99ZM144 137H145V136H144ZM178 137H179V136H178ZM141 138H142V137H141ZM141 138H140V139H141ZM169 138H170V137H169ZM192 138H193V137H192ZM194 138H195V137H194ZM197 138L199 139L198 134H197ZM128 139H129V138H128ZM157 139H158V138H157ZM165 139H166V138H165ZM167 139H168V138H167ZM173 139H174V138H172V140H173ZM181 139H182V137H181ZM183 139H184V138H183ZM201 139H202V138H201ZM201 139H200V141H201ZM207 139H208V138H207ZM123 140H124V139H123ZM135 140H136V139H135ZM144 140H145V139H144ZM150 140H151L152 142H151ZM155 140H156V139H155ZM178 140H179V139H178ZM178 140L175 141V142H173V141H172V142H173V143H177ZM192 140H193V139H192ZM105 141H106V140H105ZM124 141H125V140H124ZM132 141H133V140H132ZM163 141H164V139H163ZM204 141H205V140H204ZM107 142H108V141H107ZM145 142H146V140H145ZM157 142H158V141H157ZM164 142H165V141H164ZM166 142H167V141H166ZM179 142H181V141H179ZM191 142H193V141H191ZM98 143H100V141H99ZM121 143H122V142H121ZM123 143H124V142H123ZM141 143L144 144V141L141 142ZM169 143H170V142L168 141V144H169ZM181 143H183V142H181ZM152 144L154 145V144H155V141H154ZM184 144H185V143H184ZM189 144H190V143H189ZM197 144H198V143H197ZM218 144H219V143H218ZM99 145H100V144H99ZM144 145H145V144H144ZM161 145H162V143L160 144V147H161ZM172 145H173V144H172ZM200 145H201V144H200ZM216 145H217V144H216ZM93 146H94V145H93ZM134 146H135V145H134ZM141 146H142V145H141ZM164 146H166V144H165ZM174 146H175V145H174ZM177 146H178V145H177ZM180 146H181V145H180ZM122 147H123V146H122ZM145 147H146V146H145ZM151 147H154V146H151ZM191 147H192V146H191ZM216 147H217V146H216ZM232 147H233V146H232ZM175 148H177V147H175ZM188 148H189V147H188ZM205 148H209V147H205ZM211 148H212V147H211ZM214 148H215V147H214ZM136 149H137V148H136ZM138 149H139V148H138ZM141 149H143V148H141ZM159 149H160V148H159ZM180 149H181V148H180ZM217 149H218V148H217ZM223 149H224V148H223ZM128 150H129V149H128ZM128 150H127V151H128ZM143 150H144V149H143ZM171 150H172V149H171ZM173 150H174V147H173ZM206 150H209L208 152L211 153V152H210V148H209V149H206ZM215 150H216V149H215ZM219 150H220V149H219ZM252 150H253V149H252ZM129 151H131V150H129ZM144 151H145V150H144ZM146 151H149V150L146 149ZM178 151H179V150H178ZM178 151H177V152H178ZM200 151H201V152H204L203 149L200 150ZM5 152H6V151H5ZM120 152H121V151H120ZM151 152H152V151H151ZM158 152H159V151H158ZM167 152H169V151H167ZM179 152H180V151H179ZM181 152H182V151H181ZM185 152H186V150H185ZM238 152H239V151H238ZM261 152H262V151H261ZM122 153H123V152H122ZM131 153H132V152H131ZM134 153H135V152H134ZM146 153H147V152H146ZM148 153H149V152H148ZM153 153H154V152H153ZM188 153H189V150H188ZM245 153H246V152H245ZM0 154H2V152H1ZM123 154H124V153H123ZM149 154H150V153H149ZM186 154H187V153H186ZM96 155H97V154H96ZM156 155H157V154H156ZM163 155H164V154H163ZM187 155H188V154H187ZM187 155H186V156H187ZM190 155H191V157H192V154H190ZM193 155H194V154H193ZM202 155H203V154H202ZM204 155H205V154H204ZM204 155H203V157H204ZM124 156L126 157V154H125ZM124 156H123V157H124ZM184 156H185V154H184ZM207 156H208V155H206V157H207ZM134 157H135V156H134ZM145 157H146V156H145ZM148 157H149V156H148ZM153 157H156V156L154 155ZM196 157H198V155H196ZM199 157H200V156H199ZM1 158H2V157H1ZM5 158H6V157H5ZM161 158H162V156H161ZM163 158L166 159L165 156H164ZM170 158H171V157H170ZM185 158H186V157H184V159H185ZM8 159H9V158H8ZM8 159H7V160H8ZM133 159H134V158H133ZM154 159H155V158H154ZM154 159H153V160H154ZM175 159H177V158H175ZM178 159H179V158H178ZM187 159H188V158H187ZM190 159H191V158H190ZM194 159H196V158L194 157ZM198 159H199V158H198ZM200 159H201V158H200ZM231 159H232V158H231ZM3 160H4V159H3ZM151 160H152V159H151ZM151 160H150V161H151ZM157 160H158V159H157ZM157 160H155V161H157ZM162 160H163V159H162ZM168 160H169V159H168ZM185 160H186V159H185ZM245 160H246V159H245ZM188 161H189V160H188ZM197 161H198V160H197ZM201 161H202V160H201ZM8 162H9V161H8ZM153 162H154V161H153ZM160 162H161V161H159V162L157 161V163H160ZM170 162H171V161H170ZM212 162H213V161H212ZM12 163H13V162H12ZM12 163H11V164H12ZM113 163H115V162H113ZM157 163L155 162L156 165H157ZM191 163H193V162H191ZM209 163H210V162H209ZM229 163H230V162H229ZM7 164H8V163H7ZM7 164H6V165H7ZM33 164H34V163H33ZM42 164H43V163H42ZM46 164H47V163H46ZM106 164H107V163H106ZM155 164H154V166H155ZM177 164H178V162H177ZM179 164H181V163H179ZM186 164H187V163H186ZM193 164H194V163H193ZM230 164H231V163H230ZM6 165H5V166H6ZM38 165H39V164H38ZM48 165H49V164H48ZM120 165H121V164H120ZM149 165H150V164H149ZM161 165H162V164H161ZM203 165H204V164H203ZM113 166H114V165H113ZM133 166H134V165H133ZM152 166H153V165H152ZM159 166H160V165H159ZM170 166H171V165H170ZM177 166H178V165H177ZM180 166H181V165H180ZM188 166H190V165H188ZM194 166H195V164H194ZM197 166H198V165H197ZM205 166H206V165H205ZM236 166H237V165H236ZM247 166H248V164H247ZM7 167H8V166H7ZM16 167H17V165H16ZM16 167H15V168H16ZM31 167H32V166H31ZM40 167H41V166H40ZM48 167H49V166H48ZM102 167H103V165H102ZM131 167H132V166H131ZM191 167H192V166H191ZM191 167H190V168H191ZM0 168H1V167H0ZM29 168H30V167H29ZM36 168H37V167H36ZM91 168H92V167H91ZM94 168H95V167H94ZM119 168H120V167H119ZM188 168H189V167H188ZM190 168H189V169H190ZM199 168H201V167H199ZM202 168H203V167H202ZM243 168H244V167H243ZM10 169L12 170V168H10ZM23 169H24V168H23ZM69 169H70V168H69ZM111 169H112V168H111ZM116 169H117V168H116ZM191 169H192V168H191ZM203 169H204V168H203ZM207 169H208V167L205 169V171H206ZM234 169H236V168H234ZM1 170H2V169H1ZM16 170L19 171L18 168H17ZM20 170H21V168H20ZM74 170H75V169H74ZM127 170H128V169H127ZM173 170H174V169H173ZM247 170L249 171V169H247ZM2 171H4V170H2ZM6 171H8V169L5 170L4 172H6ZM28 171H30V170H28ZM37 171L39 172V170H37ZM40 171H41V170H40ZM55 171H56V170H54V172H55ZM95 171H96V170H94V172H95ZM162 171H163V170H162ZM168 171H169V170H168ZM175 171H177V169H175ZM189 171H190V170H189ZM196 171H197V170H196ZM13 172H14V170H13ZM52 172H53V171H52ZM54 172H53V173H54ZM59 172H60V171H59ZM59 172H58V173H59ZM98 172H100V170H98ZM104 172H105V171H104ZM178 172H179V171H178ZM201 172H202V170H201ZM206 172H208V171H206ZM7 173H8V172H7ZM40 173H41V172H40ZM53 173L51 174L53 177L50 175V176L52 177V179H53V178L56 179L57 177H60V176H57L58 174H57V175L55 174L56 172H55L54 174H55L57 177H55V176L53 175ZM68 173H69V172H68ZM71 173H72V171H71ZM71 173H70V174H71ZM156 173H157V172H155V174H156ZM171 173H172V172H170V174H171ZM195 173H196V172H195ZM250 173H251V172H250ZM11 174H12V171H11ZM14 174H15V172H14ZM21 174H22V173H21ZM24 174H25V173H24ZM34 174H35V173H34ZM36 174H37V173H36ZM44 174H45V171H44ZM95 174H96V172H95ZM118 174H119V173H118ZM7 175L9 176V174H7ZM7 175H4V173H2V175L0 174V177H3V178L5 179V178H7ZM26 175H27V174H25V176H26ZM37 175H38V174H37ZM45 175H47V174H45ZM48 175H49V174H48ZM71 175H72V174H71ZM93 175H94V174H93ZM93 175H92V176H93ZM163 175H164V174H163ZM163 175H162V176H163ZM196 175H197V174H195V176H196ZM226 175H227V174H226ZM15 176H17V175H15ZM15 176H14V177H15ZM20 176H22V175H20ZM25 176H22L21 178H23V177H25ZM35 176H36V175H35ZM35 176H34V177H35ZM41 176H42V175H41ZM67 176H69V177H66L65 180L68 178L67 180H70L71 183H72V181H73V182H75V185L78 184V183H77V179H76L75 177H71L69 174H68ZM74 176H75V175H74ZM78 176H79V175H78ZM87 176H89V175H87ZM90 176H91V175H90ZM174 176H177V175L174 174ZM198 176H199V175H198ZM14 177H13L12 180H14ZM27 177H28V176H27ZM43 177H45V176L43 175ZM81 177H82V176H81ZM83 177H85V176H83ZM83 177L81 178L82 181H83ZM108 177H110V176L108 175ZM196 177H197V176H196ZM196 177H195V179H196ZM3 178H2V180H3ZM10 178H12V177L10 176ZM18 178H20V177H18ZM25 178H26V177H25ZM37 178H38V177H37ZM39 178H40V177H39ZM48 178H49V177H48ZM48 178H47V179H48ZM165 178H166V177H165ZM199 178H200V177H199ZM257 178H258V177H257ZM7 179H8V178H7ZM61 179H62V178H61ZM61 179H60V178H59V179H56L57 182L55 181L54 183H57L58 185H57V184H55V185H57V186H59V185L63 186L62 183H61V181H58V180H61ZM119 179H120V177H119ZM263 179H264V177H263ZM21 180H22V179H21ZM28 180H29V179H28ZM31 180H32V179H31ZM35 180H37V179L35 178ZM39 180H40V179H39ZM62 180H64V178H63ZM67 180H66V181H67ZM79 180H80V179H79ZM121 180H122V179H121ZM257 180H258V179H257ZM8 181H10V179H9ZM14 181H16V182H15V183H14V182H9V183H8L9 186H8V187L6 186L5 188H6V189H7V188L9 189V187H10V183H11V184H12V183L17 184V182L20 181V180L16 178ZM23 181H24V180H23ZM48 181H49V179H48ZM48 181H47V182H48ZM50 181H51V180H50ZM88 181H89V180H88ZM88 181H87V182H88ZM128 181H129V180H128ZM1 182H2V181H1V179H0V186L2 185ZM4 182H5V181H3V184H5ZM28 182H29V181H28ZM30 182H32V181H30ZM43 182L46 183L45 181H43ZM43 182H42V183H43ZM51 182H52V181H51ZM58 182L61 183V184H59ZM100 182H101V181H100ZM194 182H195V181H194ZM219 182H220V181H219ZM32 183H33V182H32ZM38 183H39V182H38ZM40 183H41V182H40ZM42 183H41V184H42ZM65 183H66V182H65ZM67 183H68V182H67ZM81 183H82V182H81ZM98 183H99V182H98ZM98 183H96V185H97ZM107 183H108V182H107ZM162 183H163V180H162ZM189 183H190V182H189ZM199 183H200V182H199ZM221 183H222V182H221ZM14 184L11 185V186H14ZM24 184H25V185L27 184L26 179H25V183H23V187H24ZM33 184H34V183H33ZM46 184H47V183H46ZM46 184H44V186H45ZM68 184H69V183H68ZM92 184H93V183H92ZM191 184H193V183H191ZM206 184H207V183H206ZM235 184H236V183H235ZM252 184H253V183H252ZM252 184H251V185H252ZM255 184H256V183H255ZM29 185H31V183H29ZM38 185H39V184H38ZM48 185H49V188H50V185L52 186V183H51V184H48ZM100 185H101V184H100ZM131 185H132V184H131ZM196 185H198V184L196 183ZM256 185H257V184H256ZM259 185H261V184H259ZM2 186H3V185H2ZM2 186H1V188H2ZM34 186H35V185H34ZM44 186H43V187H40V186H39V187L41 188V190H42V188L44 189V188L48 187L47 185H46L45 187H44ZM64 186H65V185H64ZM67 186H68V185H67ZM127 186H128V185H127ZM158 186H159V185H158ZM190 186H191V185H190ZM193 186H194V185H193ZM253 186H255V185H253ZM25 187L27 188L28 186H25ZM52 187L54 188V185H53ZM65 187H66V186H65ZM68 187H69V186H68ZM71 187H72V185H71ZM82 187H83V186H82ZM110 187H111V186H110ZM249 187H250V186H249ZM249 187H248V188H249ZM256 187H257V186H256ZM261 187H262V186H261ZM1 188H0V190H3V189H1ZM3 188H4V187H3ZM5 188H4V189H5ZM12 188H13V187H12ZM12 188H11V189H12ZM35 188H36V187H35ZM79 188H80V187H79ZM94 188H95V187H93V189H92L93 191L90 190V192H93L94 194H96V195L94 196L95 199L92 198L93 201H94V200H97L96 198H98V197H100V199H101V196H102V195H100V192H98V194L100 195V196H98L97 192L94 191ZM161 188H162V187H161ZM32 189H34V188H32ZM38 189H39V188H38ZM85 189H86V187H85ZM97 189H100V188L97 187ZM107 189H108V188H107ZM150 189H151V188H150ZM188 189H190V188H188ZM191 189H193V187H192ZM194 189H195V188H194ZM194 189H193V190H194ZM198 189H199V188H198ZM259 189H260V188H259ZM21 190H22V189H21ZM25 190H26V189H25ZM95 190H96V189H95ZM252 190H253V189H252ZM257 190H258V189H257ZM5 191H6V192H4V190H3V191H1V192H4V194L7 193V192H9L8 190H5ZM35 191H36V189H35ZM42 191L44 192V190H42ZM59 191H60V190H59ZM97 191H98V190H97ZM124 191H125V190H124ZM155 191H156V190H155ZM190 191H191V190H190ZM203 191H205V189H204ZM249 191H250V190H249ZM253 191H254V190H253ZM1 192H0V193H1ZM13 192H15V190H13ZM13 192H12V193H13ZM19 192H20V190H19ZM23 192H24V191H23ZM29 192H30V191H29ZM38 192H41V191L38 190ZM51 192H52V190H51ZM51 192H49V190H46L45 194H48V193L51 194ZM57 192H58V191H57ZM82 192H83V191H82ZM84 192H85V191H84ZM129 192H130V191H129ZM157 192H158V190H157ZM157 192H156V193H157ZM177 192H178V191H177ZM259 192H260V191H259ZM12 193H8L6 196H8L9 194L13 195L14 193H13V194H12ZM33 193H35V192H33ZM33 193H32V195H33ZM52 193H53V192H52ZM55 193H56V192H55ZM93 193H92V194H93ZM134 193H135V192H134ZM156 193H155V194H156ZM158 193H159V192H158ZM173 193H174V192H173ZM192 193H193V192H192ZM257 193H258V192H257ZM4 194L2 193V196H3V197L5 196ZM21 194H23V193H21ZM21 194H20V196H21ZM36 194H37V193H36ZM43 194H44V193H43ZM45 194H44V196H42L43 199H44L45 197H47V196H45ZM81 194H82V193H81ZM193 194H194V193H193ZM0 195H1V194H0ZM23 195H24V194H23ZM109 195H110V194H109ZM258 195H259V194H258ZM2 196H1V198H0V224H2V220H3V221H4L3 223H5V224L7 223L6 226H8V224H9L10 227H11V225L13 224V223L11 224V219H13V221L15 220L13 225H15V224L17 223V220H18V219L20 220V217H19V216H18L19 218L17 217V215H19L20 213H21L23 216H26L24 219H26V218L28 217V218H29L28 220L30 221V216H29L30 211L28 210L29 212H28V211L26 212L27 215H24L23 213H25V211H26L27 209H25V210H22V209L20 210V209H18L20 212L18 213V210H16V213H17V214L14 212V215H13V213L8 212V213H11V216H12V217L9 219V220H10V223H8L9 220L6 221L8 218H7V219L5 218L6 216H9L8 213L5 211V208L7 207V206L5 207V203L8 202V198H9L10 196H8L7 200H6V197L4 198L6 201L2 199V198H3ZM24 196H26V195H24ZM24 196H22V197H24ZM37 196H38V195H37ZM40 196H41V195H40ZM40 196L37 197V198L39 199ZM48 196H49V195H48ZM54 196H55V195H54ZM126 196H127V195H126ZM126 196H125V197H126ZM256 196H257V195H256ZM12 197H13V196H12ZM22 197H20V198H22ZM50 197H51V195H50ZM104 197H105V196H102V198H104ZM259 197H260V196H258L257 198H259ZM16 198H17V197H16ZM190 198H191V197H190ZM254 198H255V197H254ZM9 199H10V198H9ZM22 199H25V198H22ZM22 199H20L18 203H20V201H21V202L25 201V200L22 201ZM45 199H46V198H45ZM45 199H44V201H45ZM100 199H99V200H100ZM111 199H112V198H111ZM49 200H50V198H49ZM82 200H83V202H84V206H85V204H86V205H87V204H88V205L91 204V203H89L88 201H84L85 199H82ZM117 200H118V199H117ZM190 200H191V199H190ZM16 201H18V200H16ZM16 201H15V202H16ZM41 201H42V200H41ZM41 201H40V202H41ZM44 201L41 202L43 205H44ZM91 201H92V200H91ZM115 201H116V200H115ZM11 202H12V200H10V203H11ZM26 202H27V201H26ZM35 202H36V201H35ZM46 202H48V201H46ZM80 202L82 203V201H80ZM97 202H98V201H97ZM97 202H96V203H97ZM101 202H102V199H101ZM109 202H110V201H109ZM160 202H161V201H160ZM202 202H203V198H202ZM228 202H229V201H228ZM246 202H247V201H246ZM252 202H253V201H252ZM256 202H257V201H256ZM13 203H14V202H13ZM116 203H117V202H116ZM237 203H240V202H237ZM47 204H48V203H47ZM94 204H95V203H94ZM259 204H260V203H259ZM7 205H9V203H7ZM21 205H22V203L20 204V206H21ZM23 205H24V203H23ZM26 205H27V203H25V208L29 207V206H26ZM45 205H46V204H45ZM45 205H44V206H45ZM92 205H93V204H92ZM107 205H108V204H106L105 207H106ZM116 205H117V204H116ZM146 205H147V204H146ZM151 205H153V204L151 203ZM170 205H171V204H170ZM9 206H10V205H9ZM9 206H8V208H9L8 210L10 211V209H11L12 207H9ZM20 206H19V207H20ZM33 206H34V205H33ZM95 206H96V205H95ZM156 206H157V205H156ZM161 206H162V205H161ZM206 206H207V205H206ZM257 206H258V205H257ZM21 207H22V206H21ZM40 207H42V206H40ZM110 207H111V206H110ZM140 207H141V206H140ZM162 207H163V206H162ZM172 207H173V206H172ZM38 208H39V207H38ZM44 208H45V207H44ZM116 208H117V207H116ZM199 208H200V207H199ZM202 208H203L202 210H204V209H205V206L202 207ZM209 208H210V207H209ZM12 209H13V208H12ZM41 209H42V208H41ZM136 209H137V208H136ZM36 210H37V209H36ZM39 210H40V208H39ZM91 210H92V209H91ZM94 210H96V209H94ZM116 210H117V209H116ZM152 210H153V209H151V211H152ZM206 210H207V208L205 209V212H206ZM210 210H211V209H210ZM22 211H23V212H22ZM149 211H150V210H149ZM12 212H13V211H12ZM110 212H111V211H110ZM152 212H153V211H152ZM152 212H151V213H152ZM157 212H158V211H157ZM157 212H156V214H158ZM203 212H204V211H203ZM203 212H202V213H203ZM39 213L43 214L42 212H39ZM94 213H95V212H94ZM108 213H109V212H107V214H108ZM127 213H128V212H127ZM139 213H140V212H139ZM151 213H150V215H151ZM161 213H162V212H161ZM173 213H174V212H173ZM21 214H20V215H21ZM92 214H93V211H92ZM92 214H91V215H92ZM101 214H102V213H101ZM22 215H21V216H22ZM35 215H36V214H35ZM95 215H96V213H95ZM95 215H94V216H95ZM99 215H100V214H99ZM111 215H112V214H111ZM133 215H134V214H133ZM153 215H155V214H153ZM153 215H152V216H153ZM13 216H16L18 219H17L16 217H15L16 219L13 218ZM86 216H87V215H86ZM143 216H144V215H143ZM157 216H158V215H157ZM162 216H163V215H162ZM174 216H175V215H174ZM191 216H192V215H191ZM215 216H216V215H215ZM245 216H246V215H245ZM31 217H34V215L31 216ZM112 217H113V216H112ZM36 218H37V216H36ZM36 218L32 219V222L35 223V224L37 225V223H39L40 220H39L38 222H37V221H36V222L33 221V220H35ZM39 218H41V217H38V219H39ZM42 218H43V217H42ZM97 218H98V216H97ZM101 218H102V217H101ZM114 218H115V216H114ZM157 218H158V217H157ZM206 218H207V217H206ZM5 219H6V220H5ZM22 219H23V218H22ZM106 219H107V218H106ZM138 219H139V218H138ZM194 219H195V217H194ZM19 220H18V223H19ZM87 220H88V219H87ZM104 220H105V218H104ZM107 220H108V219H107ZM146 220H147V219H146ZM156 220H157V219H156ZM199 220H200V219H199ZM214 220H216V219L214 218ZM13 221H12V222H13ZM20 221H21V220H20ZM22 221H23V220H22ZM22 221H21V222H22ZM94 221H95V220H94ZM108 221L111 222L110 219H109ZM21 222H20V223H21ZM23 222H25V221H23ZM30 222H31V221H30ZM30 222H28V223H29V225L31 226V223H30ZM85 222H86V221H85ZM106 222H107V221H106ZM146 222H147V221H146ZM146 222H145V224H146ZM163 222H164V221H163ZM168 222H169V221H168ZM210 222H211V221H210ZM215 222H216V221H215ZM20 223H19V224H20ZM33 223H32V224H33ZM88 223H89V222H88ZM134 223H135V222H134ZM183 223H184V222H183ZM188 223H189V222H188ZM198 223H199V222H198ZM5 224H2V226H3V225L5 226ZM19 224H17V225H19ZM21 224H23V223H21ZM86 224H87V223H86ZM143 224H144V223H143ZM199 224H200V223H199ZM39 225H40V224H39ZM89 225H91V224L89 223ZM109 225H110V224H109ZM132 225H133V227H132ZM132 225H131L130 227L134 229V226H135V225H134V224H132ZM0 226H1V225H0ZM2 226H1V227H2ZM4 226H3V227H4ZM27 226H28V224H27ZM37 226H38V225H37ZM37 226H36V227H37ZM118 226H119V225H118ZM136 226H138V225H136ZM149 226H150V225H149ZM154 226H155V224H154ZM1 227H0V229H2ZM16 227H18V226H15V228H13V229L16 230ZM25 227H26V226H25ZM38 227H39V226H38ZM147 227H148V226H147ZM147 227H146V229H148ZM152 227H153V225L151 224V227H150V228H152ZM192 227H193V226H192ZM8 228H9V227H7V232H8V234H10V232L13 231V230H12V229H8ZM86 228H87V227H86ZM88 228H89V227H88ZM126 228H127V227H126ZM138 228H139V227H138ZM233 228H234V227H233ZM3 229H4V228H3ZM26 229H27V228H26ZM75 229H76V228H75ZM123 229H124V228H123ZM144 229H145V228H144ZM152 229H153V228H152ZM8 230H9V231H8ZM92 230H93V229H92ZM126 230H127V229H126ZM129 230H130V229H129ZM136 230L139 231L138 229H136ZM141 230H143V229H141ZM150 230H151V229H150ZM160 230H161V229H160ZM193 230H194V229H193ZM4 231H6V230H4ZM4 231H3V232H4ZM18 231H19V230H18ZM26 231H27V230H26ZM130 231H131V230H130ZM137 231H136V236H137L136 238L138 239V235H139L140 233L137 234ZM151 231H152V230H151ZM155 231H157V228H156ZM190 231H191V230H190ZM7 232H5V236H6V237H7V235H6ZM13 232H14V231H13ZM62 232H64V231H62ZM62 232H61V233H58V232H57L58 234H56V231H55L54 233H55L56 235H55L54 233H52V235H51V236H52L51 239L53 238V239L55 240V238H57L59 242H62V241L64 242V239H65V238L67 237V235H69V234H68V233L66 234V232L62 234ZM73 232H76V230L73 231ZM83 232H84V231H83ZM90 232H91V231H90ZM111 232H112V231H111ZM125 232H126V231H125ZM147 232H149V230H147ZM147 232H145V234H146ZM153 232H154V229H153L152 233H153ZM1 233H2V231L0 232V234H1ZM16 233H17V232L15 231L13 234L16 236ZM28 233H29L28 236L31 237V239H33V238L35 237V236L32 235L30 232H28ZM35 233H36V232H35ZM70 233H71V232H70ZM122 233H123V232H122ZM154 233H156V232H154ZM186 233H187V231H186ZM23 234H24V233H23ZM53 234L55 235V237H54ZM65 234H66V236H65ZM113 234H115V233H113ZM125 234H126V233H125ZM133 234H134V233H133ZM149 234H150V233H149ZM161 234H162V233H161ZM11 235H12V233H11ZM14 235H13V236H14ZM26 235H27V234H26ZM110 235H111V234H110ZM115 235H116V234H115ZM118 235H119V234H118ZM128 235H129V234H128ZM142 235H144V234L139 235V237L142 236ZM154 235H155V234H154ZM156 235L158 236V234H156ZM186 235H187V234H186ZM5 236H4V234H3V238H5ZM23 236H24V235H23ZM28 236H27V237H28ZM112 236H113V235H112ZM123 236H124V235H123ZM148 236H149V235H148ZM150 236H151V235H150ZM150 236H149V237H150ZM152 236H153V235H152ZM157 236H155V237H157ZM8 237H9V236H8ZM36 237H37V236H36ZM36 237L34 238V240L37 239L39 236H38L37 238H36ZM102 237H104V236H102ZM108 237H110V236H108ZM134 237H135V236H134ZM134 237H133V238H134ZM146 237H147V236H146ZM159 237H160V236H158L157 239H158ZM168 237H169V236H168ZM3 238L1 239V240H2V241H1V245H4V249H7V246H8L7 242H8V241L5 240L6 242H4V243H6L7 245H6V244H3V241H4ZM24 238L26 239V241H30V240H31V239L29 240L28 238H26V236H24ZM49 238H50V237H49ZM84 238H85V237H84ZM127 238L129 239V237H127ZM153 238H154V237H153ZM174 238H175V237H174ZM189 238H190V237H189ZM189 238H188V239H189ZM5 239H7V238H5ZM11 239H12V238H11ZM18 239H19V238H18ZM39 239H40V238H39ZM77 239H78V238H77ZM115 239H116V238H115ZM128 239H127V240H128ZM130 239H132V238H130ZM137 239H134V240H136V241H134V243H135V242L137 243V244L135 243L136 245H135V244H134V245H135L136 247L138 246V247H137V250H138V251H137V250L135 251V247H134V248L132 247L133 249H132L131 247L127 249V250H128V251H127L128 253H129V252L131 253L132 250H133V251H134V254H133V255L136 256V257L139 256V249H141V246L143 245V244L141 243V240H143V239H142L141 237L138 239V241H137ZM167 239H168V238H167ZM15 240H17V239H15ZM19 240H20V239H19ZM71 240H72V239H71ZM71 240H70V242H72ZM78 240H79V239H78ZM81 240H82V238H81ZM107 240H108V239H107ZM127 240H126V238H125V243L127 242ZM139 240H140V241H139ZM158 240H159V239H158ZM168 240L171 241L170 239H168ZM168 240H166V241H167L166 244L170 243V242H168ZM9 241L11 242V240H9ZM21 241H22V239H21ZM39 241H40V243H41V245H42L43 240H42V242H41V239H40ZM120 241L122 242V240H120ZM132 241H133V239L131 240V242H132ZM162 241H163V240H162ZM14 242H15V241H14ZM30 242H31V241H30ZM37 242H38V241H37ZM37 242H34V244H36ZM45 242H46V241H45ZM74 242H75V241H74ZM110 242H111V241H110ZM112 242H113V241H112ZM121 242H120V244H121ZM128 242H129V240H128ZM128 242H127V243H128ZM138 242H140L139 245H138ZM143 242H144V241H143ZM157 242H158V246H159V247L161 246L163 249L166 248V247H168V246H169V247L171 246V245L168 244V245L165 247L164 244H163V245H162V244L160 245V241H157ZM163 242H164V241H163ZM17 243H18V242H17ZM27 243H28V242H26L25 245H27ZM40 243H39V244H40ZM43 243H44V242H43ZM48 243H49V242H48ZM97 243H98V242H97ZM127 243H126V244H127ZM147 243H148V242H147ZM9 244H10V243H9ZM39 244L37 243L36 245H39ZM44 244H45V243H44ZM59 244H60V243H58V245H59ZM65 244H66V243H65ZM65 244L63 243L62 246L64 247ZM68 244H70V243L67 242V244H66V246L64 247V249H65V250L67 249V250L69 251V253H71L70 251H73V250L68 248ZM74 244L76 245V244H78V243H74ZM98 244H99V243H98ZM101 244H102V243H101ZM106 244H107V243H106ZM113 244H114V242H113ZM145 244H146V243L144 242V245H145ZM155 244H156V242H155ZM178 244H179V243H178ZM245 244H246V243H245ZM5 245H6V247H5ZM13 245H15V243H14ZM22 245H23V246H22ZM25 245H24V243L21 244V248H23V247L26 248L27 246H25ZM55 245H56V244H55ZM71 245H72V244H71ZM156 245H157V244H156ZM208 245H209V244H208ZM10 246H11V245H10ZM17 246H18V248L20 247L19 245H17ZM17 246H16V248H17ZM42 246H43V245H42ZM42 246H41V247H42ZM45 246H46V245H45ZM73 246H74V245H73ZM77 246H78V245H77ZM94 246H96V245H94ZM110 246H112V245H110ZM118 246L120 247V245H118ZM121 246H122V245H121ZM139 246H140V248H139ZM11 247H13V246H11ZM11 247L8 246L9 249H10ZM33 247H36V248H37V246H33ZM54 247H55V246H54ZM106 247H107V246H106ZM142 247H143V246H142ZM161 247H160V248H161ZM169 247H168V248H169ZM171 247H172V246H171ZM173 247H174V246H173ZM18 248H17V249H18ZM21 248H20V249H21ZM25 248H24V249H25ZM28 248H29V247H28ZM28 248L25 249V250H24V249H21V250H24V251H21V250H19V249H18V250H19V252L21 251L22 253H23V252L26 253V252H27L26 250H29ZM38 248H39V247H38ZM61 248H62V247H61ZM71 248H72V247H71ZM78 248H79V247H78ZM109 248H110V247H109ZM138 248H139V249H138ZM162 248L159 249V250L162 251L161 255H166V253L163 254V249H162ZM228 248H229V247H228ZM240 248H241V246H240ZM246 248H247V246H246ZM4 249H1V250H4ZM17 249H15V247H14V250H13L12 253H14L15 250H16V252H18ZM30 249H31V247H30ZM48 249H49V247H47V249H46V251H45L46 253L50 250V249H49V250H48ZM56 249H57V248H56ZM56 249H55V250H56ZM104 249H105V248H104ZM111 249H112V247H111ZM116 249H119V248H116ZM116 249H114V250L116 251ZM122 249H123V247L121 248V250H122ZM130 249H131V251H130ZM156 249H158V248H156ZM156 249H155V251L157 252ZM215 249H216V248H215ZM221 249H222V248H221ZM229 249H230V248H229ZM234 249H236V248H234ZM31 250H33V249H31ZM41 250H42V249H41ZM55 250H54V251H55ZM65 250H64V251H65ZM67 250H66V251H67ZM101 250H102V249H101ZM108 250H109V249H108ZM108 250H107V252L109 253L110 250H109V251H108ZM114 250H112V251H114ZM119 250H120V249H119ZM121 250H120V251H121ZM168 250H169V249H166V250H164V252H166V251H168ZM170 250H172V249H170ZM175 250H177V249H175ZM175 250L173 249V251H175ZM216 250H217V249H216ZM226 250H228V249H226ZM245 250H246V249H245ZM6 251H7V250H6ZM25 251H26V252H25ZM33 251H34V250H33ZM35 251H37V249H36ZM39 251H40V250H39ZM51 251H53V250H50V252H51ZM54 251H53V252H54ZM68 251L65 252V255H68V257H70ZM117 251H118V250H117ZM120 251H119V252H120ZM155 251H154V254H156ZM236 251H237V250H236ZM9 252H10V251H9ZM40 252H41V251H40ZM105 252H106V251H105ZM135 252H137L138 255L135 254ZM170 252H171V251H170ZM222 252H223V250H222ZM244 252H245V251H244ZM29 253H30V251H29ZM35 253H36V252H35ZM61 253L63 254L64 252H63V251L61 252V250H60V254H61ZM66 253H67V254H66ZM111 253H112V252H111ZM111 253H110V255H111ZM121 253H123V250H122ZM173 253H174V252H173ZM212 253H213V252H212ZM217 253H218V252H217ZM241 253H242V252H241ZM2 254H3V253H2ZM6 254H7V253H6ZM6 254H5V255H6ZM9 254H10V253H9ZM14 254H15V253H14ZM16 254H17V253H16ZM19 254H20V256H22L21 253H19ZM27 254H28V253H27ZM30 254H31V253H30ZM44 254H45V253H44ZM47 254H48V253H47ZM53 254H54V253H53ZM117 254H118V253H117ZM125 254H126V253H125ZM159 254H160V252H159ZM167 254H169V252H167ZM178 254H179V253H178ZM222 254H223V253H222ZM244 254H245V253H244ZM251 254H252V252H251ZM10 255H11V254H10ZM28 255H29V254H28ZM45 255H46V254H45ZM45 255H44V256H45ZM54 255H55V254H54ZM56 255H57V257L59 256L58 254H56ZM56 255H55V256H56ZM65 255H64V257H65ZM100 255H101L100 257H103V256H104L103 251L101 252ZM102 255H103V256H102ZM107 255H108V254H107ZM129 255H131V254H129ZM133 255H131V256H133ZM156 255H158V254H156ZM169 255H171V254H169ZM179 255H180V254H179ZM185 255H186V254H185ZM213 255H214V253H213ZM252 255H253V254H252ZM6 256H7V255H6ZM20 256H19V257H20ZM32 256H33V253H32V255H31V257H32ZM61 256H62V255H61ZM105 256H106V255H105ZM105 256H104V257H105ZM119 256H120V255H119ZM119 256H118V257H119ZM158 256H159V255H158ZM158 256H157L158 260H156V261H159L160 256H159V257H158ZM183 256H184V255H183ZM3 257H4V256H3ZM8 257H9V256H8ZM12 257H13V256H12ZM15 257H18V256H15ZM25 257H26V256H25ZM52 257H53V256H52ZM62 257H63V256H62ZM64 257H63V258H64ZM68 257H66V258H68ZM100 257H98V261H99V263H100L101 261L104 260L103 258H101V260H100V259H99ZM112 257H113V256H112ZM115 257H116V256H115ZM163 257H164V256H163ZM170 257H171V256H170ZM218 257H219V255H218ZM233 257H235V256H233ZM237 257H238V256H237ZM20 258H22V257H20ZM53 258H54V257H53ZM66 258H65V259H66ZM107 258H108V256H107ZM107 258H106V259H107ZM131 258H132V257H131ZM137 258H138V257H137ZM161 258H162V257H161ZM171 258H172V257H171ZM181 258H182V256H181ZM215 258L217 259V256H216ZM220 258H221V257H220ZM228 258H229V257H228ZM57 259L60 260V258H57ZM68 259H69V258H68ZM106 259H105V260H106ZM109 259H111V257H110ZM135 259H136V258H135ZM188 259H189V258H188ZM239 259H240V257H239ZM1 260H2V258H1ZM3 260H5V259H3ZM3 260H2V261H3ZM14 260L17 261V259H14ZM14 260H13V261H14ZM53 260L55 261V259H53ZM136 260H137V259H136ZM160 260H161V259H160ZM177 260H178V259H177ZM180 260H182V259H180ZM180 260H179V261H180ZM220 260H222V259H220ZM231 260H232V259H231ZM6 261H8V260H6ZM63 261H64V260H63ZM107 261H108V263H109L110 260H106V262H107ZM154 261H155V260H154ZM156 261H155V262H156ZM161 261H162V260H161ZM218 261H219V259H218ZM226 261H228V260H226ZM233 261H234V260H233ZM233 261H232V262H233ZM235 261H236V260H235ZM0 262H1V261H0ZM66 262H67V261H66ZM170 262H171V261H170ZM193 262H194V261H193ZM229 262H230V261H229ZM238 262H239V261H238ZM97 263H98V262H97ZM99 263H98V264H99ZM150 263H151V262H150ZM157 263H158V262H157ZM163 263H164V261H163L162 263H159V264H163ZM175 263L178 264V262H175ZM179 263H181V262H179ZM219 263H220V261H219ZM2 264H5V263H2ZM17 264H18V263H17ZM37 264H38V263H37ZM58 264H60V263H58ZM104 264H105V263H104ZM109 264H110V263H109ZM151 264H154V263H151ZM164 264H166V263H164ZM212 264H213V262H212Z\"/></svg>",
	"mask_w": 264,
	"mask_h": 264
}]
</instances>
